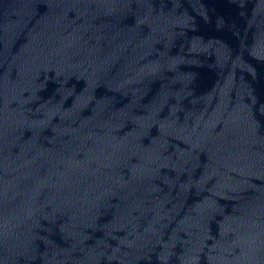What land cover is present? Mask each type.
Returning <instances> with one entry per match:
<instances>
[{
    "label": "water",
    "instance_id": "water-1",
    "mask_svg": "<svg viewBox=\"0 0 264 264\" xmlns=\"http://www.w3.org/2000/svg\"><path fill=\"white\" fill-rule=\"evenodd\" d=\"M0 264H264V0H0Z\"/></svg>",
    "mask_w": 264,
    "mask_h": 264
}]
</instances>
